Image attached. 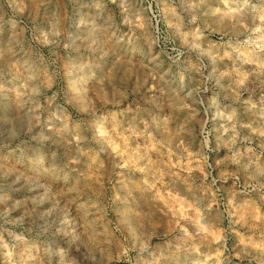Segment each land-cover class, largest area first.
I'll return each mask as SVG.
<instances>
[{"label": "rangeland", "instance_id": "374dc122", "mask_svg": "<svg viewBox=\"0 0 264 264\" xmlns=\"http://www.w3.org/2000/svg\"><path fill=\"white\" fill-rule=\"evenodd\" d=\"M163 262L264 264V0H0V264Z\"/></svg>", "mask_w": 264, "mask_h": 264}, {"label": "bare ground", "instance_id": "6f19581e", "mask_svg": "<svg viewBox=\"0 0 264 264\" xmlns=\"http://www.w3.org/2000/svg\"><path fill=\"white\" fill-rule=\"evenodd\" d=\"M30 78H31V77H30ZM26 81H27V80H26ZM71 88H72V87H71ZM20 101H21V100H20ZM8 121H9V120H8ZM111 131H112V130H111ZM106 134H107V133H106ZM95 165H96V164H95ZM95 165H94V166H95ZM92 167H93V166H92ZM96 167H97V166H96ZM97 168H98V167H97ZM89 169H90V168H89ZM92 170H93V169H92ZM97 170H98V172H99V169H97ZM100 170H101V169H100ZM144 171H145V170H144ZM92 172H93V174H94V171H92ZM99 173H100V172H99ZM99 173H98V174H99ZM96 174H97V173H96ZM38 178H39V177H38ZM42 180H43V179H42ZM66 198H67V197H66ZM128 212H129V211H128ZM125 213H126V211H125ZM180 213H181V212H180ZM127 214H129V213H127ZM127 214H126V215H127ZM126 215H125V216H126ZM125 216H124V217H125ZM133 217H134V216H133ZM125 218H126V217H125ZM134 218H135V217H134ZM128 219H130V218H128ZM118 220H120V219H118ZM132 220H133V219H132ZM121 221H122V220H121ZM123 221H124V220H123ZM125 221H126V220H125ZM128 221H129V220H128ZM123 223H124V222H123ZM126 223H128V222H126ZM121 224H122V223H121ZM129 224H130V222H129ZM129 224H128V225H129ZM131 225H132V223H131ZM123 226H124V225H123ZM125 228H126V225H125ZM125 228H124V229H125ZM127 228H129V227L127 226ZM130 228H132V226H131ZM129 230H130V229H129ZM125 231H127V230H125ZM131 231H132V230H131ZM128 232H129V231H128ZM199 233H200V232H199ZM195 235H196V234H195ZM202 235H203V234H202ZM202 235H201V236H202ZM197 238H198V237H197ZM200 238H201V237H200ZM202 239H203V238H202ZM203 240H204V239H203ZM200 242H203V241H200ZM108 243H109V242H108ZM203 243H204V242H203ZM207 243H208V242H207ZM205 245H206V243H205ZM250 245H251V244H250ZM247 246H248V245H247ZM105 247H106V246H105ZM191 249H192V248H191ZM189 250H190V249H189ZM189 250H188V251H189ZM186 252H187V251H186ZM188 253H189V252H188ZM191 253H192V252H191ZM191 253H189V254H191ZM193 254H194V252H193ZM91 257H92V256H91ZM197 262H198V261H197ZM204 262H205V261H203V263H204ZM159 263H161V262H159ZM159 263H158V264H159ZM193 263H196V262H193ZM156 264H157V263H156ZM163 264H165V263L163 262ZM199 264H200V263H199ZM201 264H202V263H201Z\"/></svg>", "mask_w": 264, "mask_h": 264}]
</instances>
